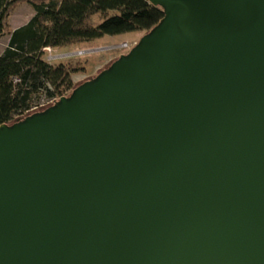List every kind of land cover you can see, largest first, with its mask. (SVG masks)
Instances as JSON below:
<instances>
[{"label": "water", "instance_id": "1", "mask_svg": "<svg viewBox=\"0 0 264 264\" xmlns=\"http://www.w3.org/2000/svg\"><path fill=\"white\" fill-rule=\"evenodd\" d=\"M149 2L128 55L0 126V264H264V0Z\"/></svg>", "mask_w": 264, "mask_h": 264}, {"label": "trees", "instance_id": "2", "mask_svg": "<svg viewBox=\"0 0 264 264\" xmlns=\"http://www.w3.org/2000/svg\"><path fill=\"white\" fill-rule=\"evenodd\" d=\"M21 3L30 4L34 15L12 29L9 17ZM96 14L103 18L98 25L92 22ZM165 15L164 5L149 0H0V38L10 36L0 55V126L45 113L54 104L33 110L39 108L36 100L42 97L49 101L73 90L70 97L78 87L98 77L75 87L74 70L62 62L54 65L46 61L45 49L137 30L146 31L144 36H148Z\"/></svg>", "mask_w": 264, "mask_h": 264}, {"label": "rangeland", "instance_id": "3", "mask_svg": "<svg viewBox=\"0 0 264 264\" xmlns=\"http://www.w3.org/2000/svg\"><path fill=\"white\" fill-rule=\"evenodd\" d=\"M34 15L33 7L28 3H21L15 7L9 17L10 27L15 28L28 22ZM102 15L96 14L92 18L94 25L102 21ZM146 34L144 30L130 31L117 35H106L93 41L79 45L63 46L59 48L45 49L43 58L51 64L65 63L71 69L74 86L99 76L112 63L121 58L122 54H129ZM9 41V35L0 38V55L3 53ZM86 44V45H84ZM70 90L66 95H70ZM38 109L46 108L48 99L36 100Z\"/></svg>", "mask_w": 264, "mask_h": 264}, {"label": "built area", "instance_id": "4", "mask_svg": "<svg viewBox=\"0 0 264 264\" xmlns=\"http://www.w3.org/2000/svg\"><path fill=\"white\" fill-rule=\"evenodd\" d=\"M63 96H67V95H66V94H64ZM61 97H62V96H59L58 98H54V99H51V100H49V101H48V104L50 105V104L54 103V100H55V99H57V100H58V99H61ZM36 109H37V107H34V109H33V110H36Z\"/></svg>", "mask_w": 264, "mask_h": 264}, {"label": "crops", "instance_id": "5", "mask_svg": "<svg viewBox=\"0 0 264 264\" xmlns=\"http://www.w3.org/2000/svg\"><path fill=\"white\" fill-rule=\"evenodd\" d=\"M27 23V22H26ZM25 24V23H24ZM24 24H21V25H24ZM21 25H19V26H21ZM19 26H17V27H19ZM17 27H15V28H13V29H16ZM9 38H10V36H9ZM9 42V41H8ZM87 43V42H86ZM84 45H86V44H84ZM56 48H59V47H56Z\"/></svg>", "mask_w": 264, "mask_h": 264}]
</instances>
